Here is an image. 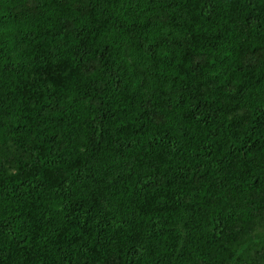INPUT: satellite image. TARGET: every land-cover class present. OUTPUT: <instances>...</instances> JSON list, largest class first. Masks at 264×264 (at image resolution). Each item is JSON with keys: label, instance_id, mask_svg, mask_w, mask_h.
I'll use <instances>...</instances> for the list:
<instances>
[{"label": "trees", "instance_id": "obj_1", "mask_svg": "<svg viewBox=\"0 0 264 264\" xmlns=\"http://www.w3.org/2000/svg\"><path fill=\"white\" fill-rule=\"evenodd\" d=\"M0 264H264V0H0Z\"/></svg>", "mask_w": 264, "mask_h": 264}]
</instances>
